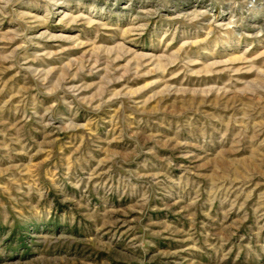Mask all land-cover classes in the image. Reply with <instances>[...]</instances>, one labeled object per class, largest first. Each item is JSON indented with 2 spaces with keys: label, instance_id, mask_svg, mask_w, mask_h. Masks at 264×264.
<instances>
[{
  "label": "rangeland",
  "instance_id": "obj_1",
  "mask_svg": "<svg viewBox=\"0 0 264 264\" xmlns=\"http://www.w3.org/2000/svg\"><path fill=\"white\" fill-rule=\"evenodd\" d=\"M0 264H264V0H0Z\"/></svg>",
  "mask_w": 264,
  "mask_h": 264
}]
</instances>
